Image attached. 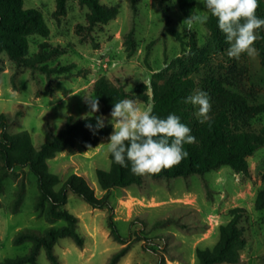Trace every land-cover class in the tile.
<instances>
[{"label":"rangeland","instance_id":"374dc122","mask_svg":"<svg viewBox=\"0 0 264 264\" xmlns=\"http://www.w3.org/2000/svg\"><path fill=\"white\" fill-rule=\"evenodd\" d=\"M106 6H117L118 17L107 25L91 28L89 9L79 0H69L67 12L56 16V0H24V8H38L50 28V36L29 38V56L43 43L61 54L41 64L54 72L20 65L7 53L0 54V115L10 121L9 132H27L39 148L52 141L69 117L76 120L90 116L88 100L96 99L94 84L107 77L118 87L134 95L140 84L151 85L152 77L188 76L198 83L209 77L221 78L226 87L248 97L252 104L264 103V65L260 56L230 59L227 50L213 46L207 25H188L176 0H101ZM205 6L197 0L195 14L203 15ZM178 32L182 40L173 34ZM197 42L193 50L190 44ZM260 39L255 42L259 50ZM149 94L152 97L150 88ZM129 99H139L136 96ZM143 105L151 104L152 101ZM99 103V111L103 105ZM97 113V112H96ZM95 113V114H96ZM94 114V115H95ZM104 123L111 125L110 113ZM264 126V117L255 124ZM114 130V129H113ZM113 132V131H112ZM108 137L94 148L68 147L49 161V170L61 183L59 190L73 174L86 178L98 198L107 194L99 185L97 170H109ZM248 175L224 166L188 178H153L146 176L140 185L110 191L113 212L94 209L83 198L68 192L67 210L79 218V230L85 237L80 248L70 238L55 246L60 264H109L112 257L129 245L118 264H198L197 249L213 248L220 238V227L228 224L230 211L246 210L241 226L247 246L239 264H264V211H257L255 201L264 173V147L248 158ZM27 185L24 202L18 213L12 203L18 184ZM39 194L38 177L29 168L18 169L5 181L0 194V263L26 255L30 243L14 244L25 229L44 231L51 225L40 217L34 204ZM113 216L127 244L116 241L109 228ZM56 225H64L58 222ZM38 264H52L43 249Z\"/></svg>","mask_w":264,"mask_h":264},{"label":"trees","instance_id":"16d2710c","mask_svg":"<svg viewBox=\"0 0 264 264\" xmlns=\"http://www.w3.org/2000/svg\"><path fill=\"white\" fill-rule=\"evenodd\" d=\"M69 0H56V16H63L67 12ZM135 6L138 0H131ZM182 14L189 17L195 14L197 0H176ZM82 6L89 9L88 23L91 28L107 25L119 15L117 6H106L101 0H79ZM257 15L264 18V0H259ZM211 34L213 46L219 51L229 47L224 34L217 27L215 17L209 16L206 23ZM182 40L178 32H173ZM264 35V31L261 32ZM39 35L43 38L50 36L43 13L38 8H24V0H0V54L7 53L12 61L28 67L54 72L46 66L53 57L60 55L59 48H51L43 43L41 49L34 56H29V38ZM193 50L197 49V42L190 44ZM259 56L264 65V39H260ZM152 90V97L149 90ZM197 90H203L210 96L212 109L211 121L201 124L195 114L196 108L190 103H184V98ZM94 96L103 105L94 116L76 120L69 117L65 126L39 148L33 144L29 133L9 132L10 121L6 114L0 115V194L4 191L5 181L10 174L18 169L29 168V171L38 177L39 194L34 209L51 226L44 231L25 229L14 239L16 246L30 243L28 253L16 259H8L0 264H38V256L44 249L48 260L52 264H60L55 246L61 239L70 238L80 248L85 245V237L79 230V218L67 210L68 192L72 191L85 200L94 209H108L113 212L110 201V191L115 188H125L140 185L146 176L153 178H188L193 174H205L231 167L235 172L248 175L250 172L248 158L253 156L257 149L264 147V126L257 129L255 124L264 117V103L252 104L247 96L226 87L224 81L215 76L205 78L202 83L188 76L175 75L166 77L164 73H157L152 77L151 85L145 83L135 88L137 98L148 102L152 101L154 114L166 118L170 113L180 116L181 121L191 128V134L196 137V143L185 145L189 155L178 165L164 169L160 173L149 175H135L128 168L114 163L111 154L109 170H97L99 185L107 194L98 198L95 191L85 177L73 174L56 190L61 183L60 178L50 172L49 161L68 147L80 146L84 149L94 148L100 140L109 136L112 125L96 130V116L111 113L115 102L134 97L123 87H118L107 77H100L94 84ZM92 124L90 130L86 125ZM261 181L264 184V173ZM27 190L23 180L18 184L14 199L10 204L12 213H18L25 199ZM3 203L0 199V209ZM255 208L264 211V187L259 190ZM231 221L220 227V238L213 248L197 249L198 264H239L241 252L247 246L245 232L241 226L246 210L234 208L230 211ZM64 222V225H56ZM109 228L112 237L121 244H127L128 239L123 237L113 216L109 218ZM129 245L117 252L109 264H118L127 254ZM159 264H166L162 257Z\"/></svg>","mask_w":264,"mask_h":264},{"label":"clouds","instance_id":"9594fccd","mask_svg":"<svg viewBox=\"0 0 264 264\" xmlns=\"http://www.w3.org/2000/svg\"><path fill=\"white\" fill-rule=\"evenodd\" d=\"M205 6L203 15L191 14L188 25H205L209 16L215 17L218 29L228 43L227 56L239 60L243 55L254 58L259 55L255 42L264 39V18L257 15L259 0H199ZM134 96V95H133ZM91 114L99 111L98 99L88 100ZM196 108L199 122L210 123L212 109L210 96L197 90L184 98ZM108 121L113 132L106 145L114 163L128 168L135 175L160 173L178 165L189 155L185 145L196 143L191 128L180 116L170 113L166 118L154 114L151 104L143 105L139 99L125 98L114 103ZM95 129L104 128L105 117L96 116ZM90 130L92 124L86 125Z\"/></svg>","mask_w":264,"mask_h":264}]
</instances>
